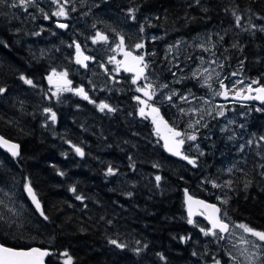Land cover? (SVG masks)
I'll list each match as a JSON object with an SVG mask.
<instances>
[{
  "label": "trees",
  "instance_id": "16d2710c",
  "mask_svg": "<svg viewBox=\"0 0 264 264\" xmlns=\"http://www.w3.org/2000/svg\"><path fill=\"white\" fill-rule=\"evenodd\" d=\"M9 4L0 0V88L5 89L0 93V134L18 143L19 154H0L5 171L11 176L19 173L20 181L31 185L48 219L24 194L32 220L0 222V242L46 248V264H234L223 251L222 235L206 230L199 217L189 223L183 195L187 190L215 201L211 191H219L223 200L215 202L223 215L264 232V136L256 140L258 131L264 134V102L248 111L247 129L256 134L235 130L242 137L233 140L229 133L215 134L207 127L201 130L206 135L199 150L184 151L188 159L174 157L155 139L145 111L141 115L143 104L136 91L118 78L116 89L102 87V80L98 87H89L80 75L87 68L69 56L77 40L68 37L66 24L60 27L51 16L50 25L57 27L52 29L36 12V24L23 18L26 26L21 27L16 17L24 12ZM85 4L77 1L70 10L73 25L93 18L91 10L83 13ZM102 6L129 14L132 10L133 23L139 26L137 41L140 44L142 38L154 49V64H163V40L203 34L211 52L225 59L227 71L237 68L249 79H264V0H100ZM98 14V20L105 15ZM142 31L159 38L147 41L140 37ZM59 34H64L65 49ZM26 42L36 50L34 56ZM31 45L40 48L33 50ZM71 67L77 68L70 75L71 84L85 89L87 99L73 91L52 95L46 75L49 79L50 73ZM99 100H107L114 110L98 109ZM48 108L55 120L43 123ZM160 108L168 119L165 106ZM246 137L251 140L241 145ZM213 182L218 188H211Z\"/></svg>",
  "mask_w": 264,
  "mask_h": 264
},
{
  "label": "rangeland",
  "instance_id": "374dc122",
  "mask_svg": "<svg viewBox=\"0 0 264 264\" xmlns=\"http://www.w3.org/2000/svg\"><path fill=\"white\" fill-rule=\"evenodd\" d=\"M8 1L10 2L9 5H16V10L19 13L24 12L23 14L21 13L22 16L18 14L16 17L17 21H21V27L26 26L23 18L31 25H35L37 17L34 14L36 12L49 25L52 22L51 16H53L52 20L60 23L64 22L67 25L66 29H68V32L66 34L68 37L72 41L77 40L80 42L83 50L93 59V62L88 63L85 72L80 74L88 81L89 87H98L99 84H97V81L102 80L101 82L104 83L103 85L101 84L102 87L116 89L118 83L116 86H114V83L118 78L117 81L123 82L125 86H129L130 89L138 93L143 104V111H145L153 131L154 122L157 117L164 118L160 108V106L164 105V110L168 116L167 120L181 131L178 139L183 140L182 146L185 152L192 153V151L200 149V143L206 135L201 130L207 127L206 131L212 130L215 134L227 132L233 140H239L242 134L236 136L235 130L243 129L244 125L248 122L250 115L248 111L252 108H259L257 105H253L247 110L238 104L221 101L219 83L226 84L229 92H233L238 87L251 90L257 86H264V79L257 77L249 79L242 75L240 69L237 68H232L231 71H227L225 59L223 60L211 52V46L209 48L207 47L208 43L205 41L206 37L203 34L176 38L173 41L171 40V42L163 40L160 44V58L163 59V64L161 61H157V64H154V49L152 50V48L148 47L142 38L140 40L142 47H136L139 44L137 41V28L139 26L137 27L133 23L136 17L131 15V11L129 14L125 9L117 10L109 7H99L100 0H95L94 4L90 6L89 2L91 0H84L86 4L83 7V13L91 10L89 18H93L86 19L82 24L75 26L71 21L69 12L75 6V3L81 0H57V2H54V0H30L26 6L20 5L19 0ZM61 6L66 11V16L55 15ZM102 11L105 15L103 17L101 16L98 20L96 18L99 16L98 12ZM83 13H80V15H83ZM72 17L77 18V15H73ZM94 23H101L106 26ZM49 27L52 29L54 27L57 28L53 23ZM104 27H106L107 31L104 30ZM96 31L104 32L107 39L103 41L96 40L94 43L93 39L95 38ZM37 34V31H34L33 35L35 37ZM63 35L59 34L60 38L58 37V40L65 49L66 43ZM28 36H30V33L23 34L25 38ZM142 36H146L147 41L159 38V36H153V34L143 31L140 33V37ZM68 44L70 43L68 42ZM47 45L48 42L44 47L49 51L50 47ZM31 46L33 50L40 48L39 45ZM26 47L28 52L34 56L35 53L33 52L36 50L31 51L28 43ZM182 48L184 49L180 51ZM126 49H130L138 57H142L140 61L143 66V75L141 77L132 76L123 70L121 64L122 51ZM194 49H197V52L191 53L189 51ZM71 55L72 53L69 55L72 59ZM176 68L177 74L174 75L172 72ZM76 70L77 68L71 67V69L57 70L56 73L70 77V75L76 73ZM104 77H108L109 80H103ZM48 80L47 74L46 81L48 82ZM145 86L149 87L152 95V99L149 102H144L141 93ZM50 87L52 95L71 91L61 86ZM166 99L169 102L166 103L167 106L164 104L167 101ZM101 104H107L111 108V104L107 100H99L95 103L98 109H100L99 105ZM107 109L105 108V110ZM43 114V123H45V119L51 120L53 115L52 112H46L45 110ZM193 135L196 137L195 140L188 139L189 136ZM154 136L158 140L155 131ZM262 136L264 134H258V137H256L257 142L259 141V137ZM250 140V137H246L241 142L239 141V143L244 145ZM2 164L3 157L0 154V166ZM21 178L19 173L17 176H11L5 171L4 165L0 167V201H3L0 204V217H3V219H0V222L2 223L9 221V223L18 224L23 221L31 222L32 220V217L27 211V203L23 197L24 191L21 188L26 181L22 180L21 182ZM211 188H218V185L213 182L211 183ZM211 194L216 202L223 200V196L220 195L219 191H211ZM221 217L230 221L228 232L221 238L224 253L232 258L234 264H263L264 248L254 247L255 244H260V242L250 237L243 229L237 227L240 225L239 223L233 222L222 213ZM206 230L211 231L207 226ZM217 235L220 238L219 234ZM242 241H247V243H242ZM249 257L252 258L251 261ZM65 261L68 260L65 258Z\"/></svg>",
  "mask_w": 264,
  "mask_h": 264
},
{
  "label": "water",
  "instance_id": "95a60500",
  "mask_svg": "<svg viewBox=\"0 0 264 264\" xmlns=\"http://www.w3.org/2000/svg\"><path fill=\"white\" fill-rule=\"evenodd\" d=\"M56 23L58 25L65 24L64 22H61V23L56 22ZM98 32L105 36V33L100 32V31H97L95 33V36ZM98 41H100V40H98ZM77 46H79V49H77ZM122 54H123V58H122L123 68L128 73H131L134 75H141V73H142L141 72V70H142L141 62H140V60L134 59L135 57H138V56L135 53H133L131 50H124L122 52ZM72 60H73L74 64L78 65L80 68H85L87 61L90 60L89 55L83 50L81 44L78 41H74L72 44ZM50 83L51 84H67L68 79L62 75H56V74L50 73ZM261 88H264V86L256 87L254 89V94L252 96L256 100L264 101V99L256 98L258 96L264 95V93H261L258 91V89H261ZM78 91H79V89H75V92H78ZM146 91L147 90H144V94L146 93ZM238 94H241V89H239V88L236 89L234 91V93L231 94V97L232 98L238 97ZM220 95L223 98L228 96V94L226 93L225 86L221 85ZM83 96H85V94H83ZM146 96H148V95H146ZM243 98H246V96H244ZM154 129H155L156 133L158 134V137H159V140H160V143H161L163 150L167 154L172 155V156L177 157V158H181V159H183L185 157V155L181 151V145H180V143H178L179 141L176 139L177 136L173 135V132L181 133V131L179 129L173 127L166 119H163V118H159L155 121ZM0 138H3L4 141L8 142V144H4L2 141H0V151L9 155L10 157H17L19 154L18 143L16 141H13L11 139L4 137L1 134H0ZM166 143H167L168 147H165ZM12 144H15L18 146V148L16 149L18 154L16 156H13L12 152L9 150V147ZM169 148H171L172 151H169L168 150ZM177 152H179L178 155L175 154ZM24 192H25V196H26L28 202L30 203V205L40 215V211H38L36 209V206H35V204H33L32 199L29 196V194L27 193V191L25 190ZM183 203H184V210H185V213L188 216V218L192 219L195 217H200L204 220V222L209 226L210 229L217 230V231H219V229L218 228L214 229L212 227V224H213L214 219H219L223 223L227 224L228 229H229V222L221 218L219 205L215 201H210V200H207L205 198L192 195V194L188 193L187 190H184ZM209 206H215V208L209 207ZM216 209H218L219 211H216ZM220 233L224 234L226 232H220ZM0 245H4L5 247L16 249V250H25V251L32 249V248H36V249H40L41 251H46L48 254L50 253V251L48 249L41 248V247L36 246V245H31L28 247H14V246L3 244L1 242H0ZM46 256L43 257V264H46L44 261Z\"/></svg>",
  "mask_w": 264,
  "mask_h": 264
},
{
  "label": "snow or ice",
  "instance_id": "6c2138e0",
  "mask_svg": "<svg viewBox=\"0 0 264 264\" xmlns=\"http://www.w3.org/2000/svg\"><path fill=\"white\" fill-rule=\"evenodd\" d=\"M29 2H30V0H19V4L20 5H25L26 6ZM54 2H57V0H54ZM12 6L15 7L16 5L13 4ZM129 11H132V10L130 9ZM55 15L56 16H66L67 13H66V11H64L63 6H61L60 10L57 11L55 13ZM45 18H47V17H45ZM237 20H239V17H237ZM59 26L60 27H66V25H64V24H60ZM262 30H264V29H262ZM106 39H107L106 36H104V35H102L101 33L98 32L96 34V37L93 39V42L95 43L96 40H106ZM136 47L140 48V47H142V45L137 44ZM77 49H79V46H77ZM134 59L142 60V57H135ZM141 72H142V70H141ZM21 79H23L25 81V83H27V84H31L32 83V81L30 79H26L23 76L21 77ZM138 90H141V89H138ZM4 91H5V89L0 88V93H3ZM258 91L261 92V93H264V88L258 89ZM80 92H81V94H83L82 90H80ZM145 95H148V93L146 92ZM85 98L87 99L86 95H85ZM256 98L264 99V95L258 96ZM99 107H100L101 110H104L105 108H108L109 111H113L114 110V109H110L107 104H101V105H99ZM45 111L47 112V111H49V109H45ZM154 111H156V110L154 109ZM221 114H223V113H221ZM141 115H143V110H141ZM51 119L55 120V114L52 115ZM173 135L174 136H179L180 133L173 132ZM188 139L195 140L196 137L193 135V136H189ZM261 139H264V137H262ZM0 141H2L4 144H8V142L4 141L3 138H0ZM178 143L182 144L183 140H180ZM165 147H168L167 143L165 144ZM17 148H18V146L15 145V144L10 145L9 150L12 152L13 156H16L18 154L17 151H16ZM168 150L172 151L171 148H169ZM76 151H77V153H79L81 155L83 154L79 148H77ZM175 154L178 155L179 152H177ZM184 159H188V157L185 156ZM189 163H194V161L193 160H189ZM112 173H113V169L109 168L108 169V174H112ZM156 179H157V181H159L161 178L159 176H157ZM25 190L27 191V193L31 197L33 204H35V206H36V209L38 211H40V215L44 216V219H48V217L45 216L44 212L41 210L40 203L37 200L36 195L33 192L32 188H31V186L29 184L25 185ZM129 195H131V194L129 193ZM77 199H82V197L77 196ZM2 203H3V201H0V204H2ZM209 207L215 208V206H209ZM216 211H219V210L216 209ZM0 219H3V217H0ZM189 223H192L191 219H189ZM212 227L214 229L218 228L220 232H228V225L223 223L219 219H214L213 220ZM237 227L243 229V231L245 233H250L252 236L256 237L258 239V241L262 242L260 244H255L254 245L255 248H264V232L255 231V230H253L252 228L248 227L245 224H240ZM201 231H203V229ZM205 234H207V233H205ZM110 243H112L114 245H117V247H123V245L117 244L116 240H111ZM242 243H247V241H242ZM46 255H48V253L46 251H41L40 249H36V248H32V249H29V250L25 251V250H16V249L5 247L4 245H0V264H43V257L46 256ZM161 258H163V257H161ZM249 260L251 261L252 258L249 257ZM66 264H67V262H66ZM215 264H220V262L216 261Z\"/></svg>",
  "mask_w": 264,
  "mask_h": 264
},
{
  "label": "flooded vegetation",
  "instance_id": "af4514ba",
  "mask_svg": "<svg viewBox=\"0 0 264 264\" xmlns=\"http://www.w3.org/2000/svg\"><path fill=\"white\" fill-rule=\"evenodd\" d=\"M173 69V68H172ZM172 74L176 75L177 74V68L174 70V72H172ZM67 79L69 80V83L67 85H51V86H61L63 88H67L71 91H73L75 89L76 86H72V78L66 76ZM222 83H219L218 85H221ZM226 85V84H225ZM227 87V85H226ZM82 88V87H81ZM240 88V87H239ZM228 89V88H227ZM254 89V88H253ZM253 89L251 90H246L242 88V93L240 95H238V97H234L232 98L231 95H229L227 98H220L222 102H227V103H234V104H238L240 107H242L243 109H247L249 110L253 105H257L260 104V102H258L256 99L253 98L252 93H253ZM85 90V89H84ZM86 91V90H85ZM87 92V91H86ZM81 93V92H80ZM88 93V92H87ZM77 95H79L78 93H76ZM228 94H230L229 90H228ZM87 96V95H86ZM244 96H246V98H243ZM248 126V122L244 125L243 127V133L245 135L247 134H252L253 132L250 129H247ZM257 131H255L253 134H256ZM259 134V131H258Z\"/></svg>",
  "mask_w": 264,
  "mask_h": 264
},
{
  "label": "bare ground",
  "instance_id": "6f19581e",
  "mask_svg": "<svg viewBox=\"0 0 264 264\" xmlns=\"http://www.w3.org/2000/svg\"><path fill=\"white\" fill-rule=\"evenodd\" d=\"M25 185H26V184H24L23 187H22V190H23V191H25ZM29 185H30V184H29ZM30 186H31V185H30ZM31 188H32V187H31ZM24 194H25V192H24Z\"/></svg>",
  "mask_w": 264,
  "mask_h": 264
}]
</instances>
